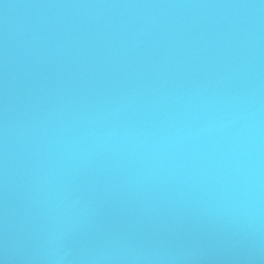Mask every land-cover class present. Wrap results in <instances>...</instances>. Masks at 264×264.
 Masks as SVG:
<instances>
[{
  "label": "water",
  "instance_id": "1",
  "mask_svg": "<svg viewBox=\"0 0 264 264\" xmlns=\"http://www.w3.org/2000/svg\"><path fill=\"white\" fill-rule=\"evenodd\" d=\"M0 264H264V0H0Z\"/></svg>",
  "mask_w": 264,
  "mask_h": 264
}]
</instances>
